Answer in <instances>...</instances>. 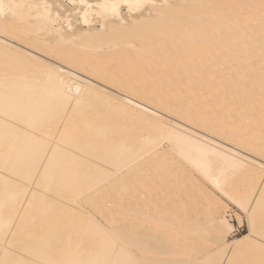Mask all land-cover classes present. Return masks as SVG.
I'll list each match as a JSON object with an SVG mask.
<instances>
[{
    "label": "bare ground",
    "instance_id": "bare-ground-1",
    "mask_svg": "<svg viewBox=\"0 0 264 264\" xmlns=\"http://www.w3.org/2000/svg\"><path fill=\"white\" fill-rule=\"evenodd\" d=\"M239 150L264 159V0H0V264H264V170ZM196 175L251 249L209 251L186 200L159 212L151 187Z\"/></svg>",
    "mask_w": 264,
    "mask_h": 264
},
{
    "label": "rangeland",
    "instance_id": "rangeland-1",
    "mask_svg": "<svg viewBox=\"0 0 264 264\" xmlns=\"http://www.w3.org/2000/svg\"><path fill=\"white\" fill-rule=\"evenodd\" d=\"M99 85H102V83ZM161 115H164L167 120L172 122H177L180 124H183L184 127L187 129L193 130V132H198L202 135H206L207 132L197 129L193 125H189L187 123L184 124L182 120L179 121V119L173 117V115L166 114L165 112L161 111L159 112ZM182 121V122H181ZM168 122V121H167ZM203 132V133H202ZM210 136V134H208ZM207 135V137H208ZM216 138V137H215ZM218 139V138H217ZM220 143H223L224 146H227L228 142L224 140V138H219ZM222 141V142H221ZM225 143V144H224ZM165 145V144H164ZM243 155L250 157L251 160H256L257 163H259L261 166L260 172L264 170V159L259 158L258 155H255V153H249L244 152L242 150H239ZM258 158H257V157ZM259 161V162H258ZM263 172V171H262ZM264 175V172H263ZM194 178V177H193ZM195 181L199 184L201 187H151V198L155 199L156 203H158L159 212L162 211V209H165L166 207H175L180 208L183 205V202L186 200L190 206V209L192 211L193 217L199 219V221L202 223L203 226L210 229L212 235L219 234L221 237H224V240L221 242L212 245L209 248V251L211 252H220L222 247H224V243L229 244L230 247L228 251H233L236 249L242 248H252V241L255 242V239H257L256 236H253L249 240L242 239L244 235L249 234L250 232V226H249V220H248V214L246 211H244L239 205H237L235 202H233L231 199H229L227 196L221 193L218 188L212 187L210 184L207 183L206 180H204L202 177L197 176L195 178ZM24 184L23 182L19 183L18 187L20 186H27V184ZM153 188L156 190L154 191ZM160 190H165L166 193L162 195V197L158 196V193ZM82 201V200H81ZM129 191L124 193L123 197H120L119 195H116L115 197L108 199L105 201V206L108 209L113 208V203H129ZM178 204H174L177 203ZM83 203V210L88 214V216L96 219L100 224H102L104 227H109V224L104 219V215L97 213L93 207H91L89 204ZM195 210L200 211V214L194 212ZM181 210V209H180ZM108 212V211H107ZM124 212H126V209H124ZM185 212V211H184ZM204 212V214L202 213ZM217 214H213L216 213ZM218 218L224 220L228 223L226 227L216 228V221L218 223ZM215 219V220H214ZM213 220V221H212ZM8 229V228H5ZM8 231V230H4ZM5 232V233H6ZM172 233V231H166ZM175 232V231H174ZM4 233V232H3ZM251 244V246H250ZM12 248V247H11ZM245 248V250H246ZM249 250V249H248Z\"/></svg>",
    "mask_w": 264,
    "mask_h": 264
}]
</instances>
